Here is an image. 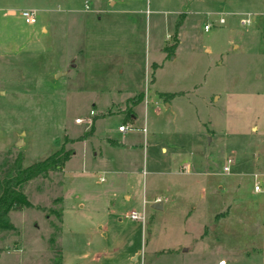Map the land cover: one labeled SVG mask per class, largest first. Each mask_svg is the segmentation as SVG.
<instances>
[{
  "label": "rangeland",
  "instance_id": "1",
  "mask_svg": "<svg viewBox=\"0 0 264 264\" xmlns=\"http://www.w3.org/2000/svg\"><path fill=\"white\" fill-rule=\"evenodd\" d=\"M61 148L9 213L0 264L48 259L58 208L63 264H264V0H0V153ZM143 200L148 229L128 218Z\"/></svg>",
  "mask_w": 264,
  "mask_h": 264
},
{
  "label": "trees",
  "instance_id": "2",
  "mask_svg": "<svg viewBox=\"0 0 264 264\" xmlns=\"http://www.w3.org/2000/svg\"><path fill=\"white\" fill-rule=\"evenodd\" d=\"M22 71L21 66L12 70L13 74ZM131 115L132 111L126 110L125 120H128ZM71 154V149L64 150L61 148L40 161L23 166L21 153H12L10 150L0 153V242H4L8 235L15 230L9 219V213L31 207L23 188L37 178H47L50 174L61 172L62 166ZM52 213L57 223L55 224L51 219H48L50 232L45 241L48 259L47 256L44 257L41 264H60V228L58 224L61 221V210L60 208L49 209L46 216L49 217Z\"/></svg>",
  "mask_w": 264,
  "mask_h": 264
},
{
  "label": "built area",
  "instance_id": "3",
  "mask_svg": "<svg viewBox=\"0 0 264 264\" xmlns=\"http://www.w3.org/2000/svg\"><path fill=\"white\" fill-rule=\"evenodd\" d=\"M212 13L208 12L206 13V15H211ZM216 14V13H214ZM217 19H216V22L215 23H212V22H206L204 25H203V31L204 32H207L213 24H216L218 26H221L225 23V16L227 15L226 13H217ZM241 16V18L239 19V24L243 27H247L250 25L251 23V19H252V15L250 13H242V14H239ZM18 16L24 21L25 24H28V25H31V24H35L36 23V11L35 10H32V9H22L20 11H18ZM93 113L92 111L89 112V116H92ZM74 122L76 124H80L82 122V119L80 118H76L74 120ZM90 123V122H89ZM133 126L130 124V123H126V124H122L120 126L117 127V131L118 132H121V133H124L126 131H130V130H133ZM142 132L145 131V129L142 127L140 129ZM231 164V160L227 159L226 160V165L223 166L222 168V171L224 173H227L229 171V166ZM102 180V179H100ZM260 186L255 183L253 185V191L254 192H258L260 191ZM128 218L131 219V220H140L142 223L144 221V215H143V212L141 213H135V212H131L129 215H128ZM217 264H225V262L223 260H220L218 261Z\"/></svg>",
  "mask_w": 264,
  "mask_h": 264
},
{
  "label": "crops",
  "instance_id": "4",
  "mask_svg": "<svg viewBox=\"0 0 264 264\" xmlns=\"http://www.w3.org/2000/svg\"><path fill=\"white\" fill-rule=\"evenodd\" d=\"M205 2V0H194V4H197V5H199V4H202V3H204ZM190 12V11H189ZM208 12H210V13H212L211 12V10H209ZM207 11H206V13H208ZM10 14H13L12 12H9ZM191 13V12H190ZM205 13V14H206ZM218 13H222V12H218ZM225 13H228V12H225ZM194 14V13H193ZM5 15V14H4ZM226 22V21H225ZM49 23V19L47 20V25H49L48 24ZM225 24V23H224ZM223 24V25H224ZM49 27V26H48ZM50 28V27H49ZM41 31H42V33L43 34H45L46 35V32H48L47 31V29H46V27H44V26H42V28H41ZM54 35V34H53ZM55 36V35H54ZM55 38V37H54ZM52 41V39H51V33H50V37H49V41ZM166 46H168V45H165V47ZM176 46V45H175ZM174 46V47H175ZM165 47L163 48V50L165 49ZM174 47H173V49H174ZM165 51V50H164ZM157 67V66H156ZM155 67V68H156ZM154 68V69H155ZM154 71V70H153ZM164 94H171V93H164ZM172 96H170L169 98H171ZM168 98V99H169ZM165 101H167V99L165 100ZM165 101H163V102H165ZM123 112L125 111V110H122ZM125 113V112H124ZM132 115H133V113H132ZM130 116V118H128V120H125L126 122H128V123H130L132 126H133V121H134V117L133 116ZM124 117H125V115H124ZM76 119V118H75ZM74 119V120H75ZM125 119V118H124ZM126 122H123V123H126ZM75 123V122H74ZM76 124V123H75ZM81 124V123H80ZM90 125H91V123H90ZM120 126V125H119ZM93 127V126H92ZM134 127V126H133ZM254 129V128H253ZM120 134H121V132H119ZM143 133V132H142ZM93 135V132H92V134H88V137H90V136H92ZM85 140V138H83L82 140H78V141H81V142H83ZM107 143L110 145V146H116V147H118V146H121L122 144L120 143V142H116V141H113V140H107ZM74 153H73V150H72V154H71V156L73 155ZM96 155H99V153L98 152H93V156H96ZM70 156V157H71ZM70 159V158H69ZM68 159V160H69ZM64 166V165H63ZM223 168V167H222ZM100 179H102V178H100ZM99 179V181H101ZM158 200V201H157ZM143 202H144V200L142 201V209H141V212H143V215H144V211H143ZM155 202H159V203H161V207H163L162 206V201H159V199H157V198H155V199H153V203H155ZM152 205V204H151ZM151 207V206H150ZM161 210H162V208H161ZM140 212V213H141ZM131 220V219H130ZM141 224H142V226L145 224L144 223V221H143V223L141 222ZM147 229H148V227H149V225L148 224H146V225H144ZM61 236H62V234H61V230H60V236H59V240L60 241H62V239H61ZM59 246H60V242H59ZM45 252V251H44ZM63 262H64V255H63V253H61V247H60V264H63Z\"/></svg>",
  "mask_w": 264,
  "mask_h": 264
},
{
  "label": "water",
  "instance_id": "5",
  "mask_svg": "<svg viewBox=\"0 0 264 264\" xmlns=\"http://www.w3.org/2000/svg\"><path fill=\"white\" fill-rule=\"evenodd\" d=\"M161 208H162L161 203H159V202H155L151 205V209H153V210H161Z\"/></svg>",
  "mask_w": 264,
  "mask_h": 264
}]
</instances>
